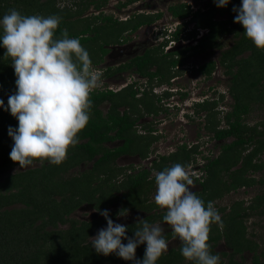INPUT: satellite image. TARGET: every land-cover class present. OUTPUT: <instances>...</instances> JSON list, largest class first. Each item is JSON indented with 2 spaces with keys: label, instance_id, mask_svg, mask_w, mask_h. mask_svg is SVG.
<instances>
[{
  "label": "trees",
  "instance_id": "trees-1",
  "mask_svg": "<svg viewBox=\"0 0 264 264\" xmlns=\"http://www.w3.org/2000/svg\"><path fill=\"white\" fill-rule=\"evenodd\" d=\"M61 1L0 0V20L10 9L28 16L57 15L61 17V23L56 30V37L67 29L70 38H81V45L88 51L92 63H97L105 52L99 42L118 41L123 32H132L162 16L159 11L133 13L124 21L101 12L85 17V9L92 4L99 9L106 0H73V6H59ZM135 1L126 0L118 7H125ZM203 1V6H199ZM193 2L197 4L196 7L189 2H179L170 4L167 8L174 18L189 17L185 23L193 22L194 28L207 30L198 46L194 47V52L206 48L207 52L221 49L220 39L224 35L231 34L235 37L230 47L221 50L217 60V64L224 69L223 73L229 77L227 93L232 99L230 109L223 115L224 126H220V119L217 118L219 111L216 108L225 91L216 98L196 104L195 108V113L206 111V128L211 137L218 140L232 138L231 141L222 143L218 156L207 162V178L201 183V191L196 193L207 205L223 193L254 184L255 179L247 173L264 168V160H257L264 152V118L252 124L246 121L253 104H264V50L258 49L246 37L242 24L234 22L237 13L233 11V7L239 8L242 0H230L226 7H217L214 0ZM216 14L225 17L217 19ZM177 33L178 31L174 32L176 38ZM2 35L0 28V37ZM194 35L195 32L188 34ZM183 51L185 50L180 52ZM5 52L6 49L0 45V100L4 101V107H0V264H133L115 253L108 256L97 254L92 247L91 238L100 224L107 221L102 215L89 221H77L70 215L85 203L93 204L100 213L111 201H120L122 209L128 206L148 211L149 208L158 206L154 202L145 208L142 199L151 189L155 177L150 178L149 171L146 170L127 174L125 168L116 165L115 161L121 155H137L140 158L148 156L149 146L157 136L150 133L152 129L148 125L141 124V128L148 132H136L135 128L142 114L139 104L149 110L154 107L153 99L137 97L132 85L118 92L110 89L92 92L90 120L78 133V140L86 138L87 141L70 148L67 159L59 165L47 161L41 165L39 161H34L37 163L34 167L10 172L13 167L20 166L10 159L14 141L8 134L10 126L18 128V120L4 109L8 105L9 96L15 94L17 89L12 61L10 57H4ZM161 52L157 47L147 50L143 56L134 57L132 64L128 63L127 66H135L141 74L165 81L171 76L172 67L180 63L181 59L170 58L169 54ZM180 52L178 53L181 54ZM153 66L155 69L152 72L150 69ZM200 68L209 78L216 68V61L207 60ZM104 101H108V109L103 113L99 106ZM114 139L122 141L113 147L104 145V142ZM97 153L100 156L90 169L67 175L71 167L82 160H91ZM189 156V151L182 148L175 157L170 155L154 160L152 169L159 172L177 163L184 166ZM233 166L235 167L231 170ZM123 173V178L116 180ZM260 181L264 183L263 178ZM117 190H122L121 197L116 195ZM255 209L264 211V188L252 197L248 205H244L242 200L234 201L228 211L221 215L222 228L218 224L211 226L208 241L211 254L216 255L213 250L215 243L224 240L231 249L230 263H234V253L250 250L253 252L252 264H259V255L255 253L257 244L247 237L245 225ZM217 210L222 212L225 207ZM159 215L164 216L166 212ZM111 216L109 213V218ZM156 218L155 213H147L141 219L151 223ZM136 222L126 226V235L130 238H134V231L140 227ZM64 223L68 224L65 228L58 227ZM170 235L172 233L164 235L165 239ZM122 243L126 245L127 240H122ZM181 247L182 243L169 248L158 259L157 264H194L181 255ZM145 249L146 244L136 249L138 259L143 258Z\"/></svg>",
  "mask_w": 264,
  "mask_h": 264
},
{
  "label": "clouds",
  "instance_id": "clouds-1",
  "mask_svg": "<svg viewBox=\"0 0 264 264\" xmlns=\"http://www.w3.org/2000/svg\"><path fill=\"white\" fill-rule=\"evenodd\" d=\"M217 7H226L230 0H214ZM235 23L242 24L244 34L264 50V0H242ZM61 23L57 15H22L10 9L0 20L3 35L0 45L4 57L11 58L16 80L15 94L9 96L4 109L18 120V128L8 129L14 141L10 159L20 168L45 161L59 165L67 159L70 148L78 143V133L88 124L93 107L91 93L102 86L100 74L94 70L81 38H70L67 29L56 37ZM181 24V23H180ZM0 107L4 101L0 100ZM155 203L166 209L163 220L182 243L181 255L194 264H219V255L210 251L211 226L223 222L213 202L205 201L191 191L195 187L188 169L177 163L155 174ZM107 227L92 237L97 254L115 253L133 264H157L168 251L164 229L137 218L140 227L134 238L126 235L127 227L114 223L108 210L100 213ZM125 216V212L118 213ZM127 240V244L122 243ZM146 244L142 259L136 249Z\"/></svg>",
  "mask_w": 264,
  "mask_h": 264
},
{
  "label": "flooded vegetation",
  "instance_id": "flooded-vegetation-1",
  "mask_svg": "<svg viewBox=\"0 0 264 264\" xmlns=\"http://www.w3.org/2000/svg\"><path fill=\"white\" fill-rule=\"evenodd\" d=\"M170 5V4H169ZM168 5V6H169ZM167 6V7H168ZM168 10V8H167ZM96 11L95 14H99L100 12L102 13L101 7L99 9L94 10ZM160 10H156L155 12H159ZM144 12V11H143ZM155 12H144V13H155ZM162 12V11H161ZM169 12V11H168ZM138 13H142V11L136 12ZM135 13V14H136ZM170 13V12H169ZM133 14L130 13L127 15L126 18H129L130 16H132ZM171 16V14H170ZM161 18V17H160ZM159 18V19H160ZM172 20H173V16H171ZM186 17L184 19L181 18H174L173 21H171L168 25H164L162 27V31L159 32V34H161L162 39L159 41H155V40H143L142 38V26H146L145 28L149 29V30H153L154 27H152V24L156 21H153L149 24H143L141 25L139 28H137L136 30L129 32V31H125L123 33H125L122 36H120L118 39V41H110V42H99L101 43V48L102 50H104L105 52L101 54V56L99 57V60L97 63H92V66L94 68L95 71H97L100 74V78L102 81V86L96 90H94L93 92L97 93L99 91H103V90H108L110 89L111 91L114 92H118L122 89H124L125 87L132 85L133 88L136 90V96L139 98H152L153 99V104L154 107L152 106V108H150L149 110H146V108L144 107L143 104H139L140 110H141V116L138 119V124L136 125L135 131L136 132H145L144 129H140L138 130L137 128H141V124L145 125L146 124H150L148 125L149 127H151V131L150 133L157 136V138L150 144L149 146V150H148V156L145 158H140L137 155H121L120 157H136L138 159L141 160H150V165L151 167L149 168H136L135 166H133L132 164H129L127 166H132V167H127V166H121L124 167L125 169V173L127 174H132V173H137L140 170H146L149 171V177L153 178L155 177V175H150L151 170H152V163L154 160L158 161L161 159V157H165V156H170L172 155L173 157H175L177 155L178 152H180L182 150V148H185L186 150L189 151V158L187 160V164L184 165L188 171L190 172L191 178L194 181V185L195 187L197 186V190L193 191L196 193H198L199 191H201V183L205 181V179L207 178V121H206V111L202 110L199 111L198 113H195V108H196V104H202L205 101H207V73H205L204 71L201 70L200 66H202L203 64L207 63V48L203 51H196L194 52V47L198 46L199 40L207 33V30L205 28H194V23L193 22H186L185 20H187ZM157 19V20H159ZM181 23V24H180ZM189 23H192L191 27L189 26ZM140 29V30H139ZM178 31L177 33V37L174 35V32ZM190 32H195L194 36H188V34ZM157 34V33H156ZM129 38L131 39H135L136 41H130ZM149 44V45H148ZM158 48L161 49L162 52L161 54H169L170 58H174V59H181L180 63H176L175 66L172 67L171 69V76L165 80V81H158L157 78H150L148 75L146 74H141L139 71H137V68L135 66H127L128 63L132 64L131 61L133 60L134 57L137 56H143V54L147 51V50H151L153 48ZM182 50H185L183 52H180ZM178 52H180L181 54H179ZM179 55H182L181 57ZM105 57H107V60H105ZM205 61L202 63H198L199 60H204ZM108 62V63H107ZM155 69V67L153 66L150 70L153 72ZM185 70L187 71V76H191L194 74H199L202 76L203 82L205 84V88L203 89V87H200L197 82H201L202 80H198L196 82V84H194V86H190L191 84H188V86L186 85H180L179 82V77L181 76H186L185 74ZM127 78H132L130 80H128V82H126ZM122 81V82H121ZM119 84L118 87H113L112 85H116ZM174 96H176V100H173L170 98H173ZM105 102V101H104ZM103 102V103H104ZM101 105V104H100ZM100 108V106H99ZM108 109V108H107ZM106 109V111H107ZM123 108H120V110ZM105 111V112H106ZM170 111H173L172 115L175 117H179L180 122H183L182 119H186L188 122L190 121H194V119L197 117V115L201 114L203 117V126L202 129L204 130L205 133H198V135L196 136V132L194 131V135L196 136L194 139L192 137V139H190V142L187 141H182L181 143H175V148L168 151L167 153H159V151L155 150L154 147L152 146L154 144V142H157L159 139H162L163 137L166 139L165 133L163 132V130H161V128H158L157 125H165L168 124L165 122V120H170L173 116L170 115ZM162 114L160 116H158V114ZM147 115L146 117H150V121L148 122H139L141 119H143V117ZM170 115V117H169ZM158 119H157V118ZM182 118V119H181ZM198 118V117H197ZM151 121L153 124H155V126L151 125ZM185 123L187 126H189V123ZM147 129V127H146ZM148 132V130L146 131ZM209 135V134H208ZM181 140L185 139V137L187 135H184L183 133H181L180 135ZM171 137V135H170ZM170 137L167 138V140H171ZM191 138V137H189ZM213 138V137H212ZM214 140H218L213 138ZM232 139V138H231ZM88 139L83 138L81 140H79V142H85ZM220 140H224V139H220ZM122 140L120 139H114L111 141H106L104 142V145L108 146V147H113L117 144H119ZM179 141V140H178ZM194 149V150H192ZM155 150V152H154ZM159 153V154H158ZM151 154H153L154 156H152L151 158L149 157ZM100 156V153L94 154V156H92L91 160H82L80 162L77 163L78 166L79 164H87V163H91L90 167L87 169H83L80 170L78 172L81 171H85L88 170L92 167L93 162ZM118 158L115 160L117 162ZM73 166V167H75ZM71 167V168H73ZM70 168V169H71ZM69 169V170H70ZM155 170V169H154ZM153 171V170H152ZM155 172H158L157 170H155ZM123 174H120L119 176H117L116 180L120 181V178H123ZM154 182L152 183V186ZM152 186L151 189L148 191L147 194H145L144 196H142V199L144 200L145 203V208L150 207L149 205L151 203H154L155 201H150L146 198V196L152 191ZM246 188V187H243ZM114 193V192H113ZM116 195L118 197H121V193L122 190H117L115 191ZM117 204V209L115 210H111L108 208V206H112ZM92 208L98 211L93 204ZM106 208H104V210H108L109 213L112 214V216L110 217V219L115 220L118 216V213L121 211H125L126 209H131L132 211L137 210V211H141L144 213L143 217L149 213V211L153 208H149V210H143L137 207H125L122 209V204L120 201H111L108 202L106 204ZM158 207V206H155ZM166 211H161V212H153L157 215L156 220L152 221V224L156 223H165L163 220L164 216H160L159 214L161 213H165ZM99 216L93 217L91 219L97 218ZM90 219V220H91ZM84 221V220H83ZM89 221V220H88ZM137 221V220H135ZM134 222V221H133ZM132 222L125 224V226L131 224ZM107 224V221L103 224H100V226L97 228L95 234L97 233L98 229L101 226H104ZM168 233H172V235H170L166 240L167 242H169L172 238L176 237L172 231V229L170 231H165L163 234L166 235ZM181 244V243H179ZM178 244V245H179Z\"/></svg>",
  "mask_w": 264,
  "mask_h": 264
},
{
  "label": "rangeland",
  "instance_id": "rangeland-1",
  "mask_svg": "<svg viewBox=\"0 0 264 264\" xmlns=\"http://www.w3.org/2000/svg\"><path fill=\"white\" fill-rule=\"evenodd\" d=\"M74 1L79 2V0H74ZM95 1L99 2L101 0H95ZM124 1L126 0H106L103 6L101 7L102 14L112 15L113 18L124 21L127 15L130 13L133 14L139 11H142V12L143 11L144 12L146 11L155 12L156 10L162 11L161 18L159 20H156L152 24V27H154L153 30H149L145 28L146 26H142L141 35H142L143 40H146V41L147 40L150 41L151 39L155 41L161 40L162 36L161 34H159V32L163 30L162 27L164 25H168L171 21L174 20V18L172 20L170 13L167 10V6L169 4H177L179 2H189L190 5H193L194 7L197 6V4L193 2V0H136L135 2L128 3L125 7H118L119 4ZM204 3L205 1L200 2L199 6H203ZM62 5H68V6L72 5L73 6V0H62L59 6H62ZM94 10H96V8L92 4L87 9H85L83 16L90 17L91 15L96 13V11ZM224 17L225 15L216 14L217 19H223ZM191 25L192 23H189L188 27H191ZM124 34L125 33H123V35ZM129 40L136 41L135 39H132V38L131 39L129 38ZM234 40H235V37L232 36L231 34L224 35L220 39L221 49H212V50H208L207 52V60L216 61V68L214 69V72L211 75V77L207 78V82H206L207 99L216 98L220 96L219 93H224L225 91V94H223L224 95L223 99L219 100L217 108H216L219 111L217 113V118L220 119V126H224L223 125L224 124L223 115L230 109L232 99L227 93V87L229 86V81H228L229 77L223 73L224 69L223 67H220L217 64V60H218L221 50L230 47L233 44ZM105 60H107V57H105ZM204 61H205V58L204 60L200 59L198 63H202ZM185 73H186L185 74L186 76H181L178 79L181 86L182 85L188 86V84H191L190 86L192 87L194 86V84H196L198 80L201 79L202 81L197 82V83H199L198 85L200 87H203V89L205 88V84L203 82L201 75L194 74L191 76H187L188 73L186 70H185ZM130 79L127 78L126 82H128V80ZM112 86L118 87L119 84L112 85ZM171 99L176 100L177 98L176 96H174L173 98H170V100ZM107 108H108V101H105L104 103L100 105V109L102 110L103 113L106 111ZM172 113L173 111H170V115H172ZM160 115L162 114L161 113L158 114V116ZM146 116L147 115H145L143 119H141L139 122L145 123V122L150 121V117L149 116L146 117ZM197 117L194 119V121H191V122L190 121L188 122L186 119L181 118L183 122H180V119L178 116L177 117L173 116V119L172 117H170L171 118L170 120H165V122L168 124H165V125L158 124L157 127L163 130V132L165 133L166 139L163 137L162 139H159L157 142H154V144L152 145L154 149L159 151V153L161 152L167 153L168 151L175 148V143H181L184 140L187 142H190L189 140L192 139V137L194 139L198 135V133H202V134L205 133L204 130L202 129L203 117L201 114L197 115ZM262 118H264V104H262L261 106H258L257 104L255 105L253 104L251 107L250 113H248V115L246 116V121L249 124H252L255 121L261 120ZM187 122L189 123V126L185 124ZM153 123L151 121V125L155 126V124ZM146 125H150V124H146ZM137 129L140 130L142 128H137ZM194 131L196 132L195 134L196 136L194 135ZM181 133H183L184 135H187L185 139L183 140H181L179 136ZM208 134L209 133H207V148H206L207 149V162L210 159H213L216 156H218V154L220 153V146L222 143L231 141V138L216 141L211 137V134L209 135ZM168 137H170L171 140H167ZM244 153H247V151H245ZM152 156L154 155L151 154L149 157L151 158ZM258 159L264 160V152L259 155L257 160ZM129 164H132L136 168L151 167L150 160H141L136 157H128V156L124 157L123 156V157L118 158L116 162V165L118 166H127ZM36 165L37 163H33L32 165L26 166L24 168H20V166H15L10 170V172H15L17 170H23L25 168L34 167ZM90 165L91 163L79 164L78 166L71 168L68 171L67 175L76 174L80 170L89 168ZM234 167L235 166H233L231 170L234 169ZM152 170H151L150 175H154L156 173L154 169ZM247 175L255 179L254 184L250 186H246V188L239 187L237 189L230 190L226 193H223L221 197H216L212 201L216 209L219 207H225V210H223L222 212H219L220 216L228 211V207H230V205L234 201L242 200L244 202V205H248L252 197L258 194L261 191V189L264 188V183L260 181L261 178L264 179V168L256 170L254 172H248ZM195 190H197V186L191 189V191H195ZM155 194H156V183L153 184L152 191L146 196V198L150 201H155L154 199ZM117 206L118 205L115 204L112 206H108V208L111 210H115L117 209ZM155 211L164 212L166 211V209H161L159 206L153 207L149 211V213H153ZM124 212L126 214L125 216L118 215L117 218L113 220V222L125 225V224H128L130 222L137 220V218H142L144 215V213L141 211H137V210L132 211L131 209H126ZM100 215H101L100 212L95 211L92 208V205L85 203V204H82L80 207H78L70 216L75 218L77 221H83V220L88 221L91 218L100 216ZM159 224L164 229V232L171 230L170 225H167L166 223H159ZM67 225H68L67 223L59 224L58 227L65 228ZM245 225H246L247 237L257 244L255 253L259 255V264H262L264 263V254H262L264 253V211L260 212L259 209L253 210L250 213V217H248V219L246 220ZM106 227H107V224L104 226H101L98 229V231L100 229H105ZM98 231L96 234H94L93 237H95L98 234ZM179 243H181V241L179 240L178 237L172 238L168 242V249L171 247H176ZM213 250L216 253V255H219L220 261H222V264H232L229 262L230 260L229 255L231 254V249L226 245L224 240H219L217 243H215ZM222 252H224L225 254L223 255ZM252 254L253 252L250 250H244L241 253H234L232 256V260L234 262L233 264H252Z\"/></svg>",
  "mask_w": 264,
  "mask_h": 264
}]
</instances>
